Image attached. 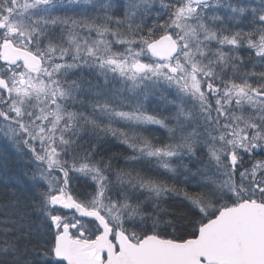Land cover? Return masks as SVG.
<instances>
[{
  "label": "snow or ice",
  "instance_id": "obj_1",
  "mask_svg": "<svg viewBox=\"0 0 264 264\" xmlns=\"http://www.w3.org/2000/svg\"><path fill=\"white\" fill-rule=\"evenodd\" d=\"M0 264H264V0H0Z\"/></svg>",
  "mask_w": 264,
  "mask_h": 264
}]
</instances>
